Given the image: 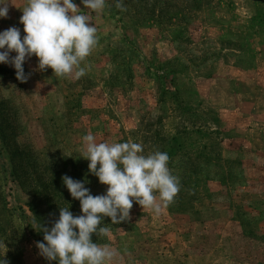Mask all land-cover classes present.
Returning <instances> with one entry per match:
<instances>
[{
	"label": "rangeland",
	"instance_id": "374dc122",
	"mask_svg": "<svg viewBox=\"0 0 264 264\" xmlns=\"http://www.w3.org/2000/svg\"><path fill=\"white\" fill-rule=\"evenodd\" d=\"M73 2L97 29L84 76L40 71L33 56L20 82L0 64V264H55L36 247L42 228L60 208L81 214L62 176L106 192L82 158L87 134L140 143L144 154L175 149L174 200L160 214L133 203L128 221L104 217L108 235L93 234L117 253L110 264H264V156L229 143L226 122L196 95L200 78L253 64L264 0H106L101 12ZM25 6L9 0L0 31L23 37Z\"/></svg>",
	"mask_w": 264,
	"mask_h": 264
},
{
	"label": "clouds",
	"instance_id": "9594fccd",
	"mask_svg": "<svg viewBox=\"0 0 264 264\" xmlns=\"http://www.w3.org/2000/svg\"><path fill=\"white\" fill-rule=\"evenodd\" d=\"M80 3L101 12L106 0ZM8 4L9 0H0V19L7 18ZM116 7L122 8V0H116ZM22 13L23 37L15 26L0 31V64L14 67L20 82L28 79L23 65L33 56L40 71L51 68L57 77L84 76L87 66L81 65L98 45L97 29L89 16L73 0H26ZM13 52L16 55L10 57ZM82 141L88 171L107 186L106 192L93 196L86 180L62 176L71 197L79 201L81 214L74 216L69 208H60L51 228H42L43 242L36 247L55 264H110L117 255L115 250L92 239L93 234L108 235L109 228L100 226L103 218H110L111 224L126 222L133 203L160 214L180 191V182L169 168L167 152L144 154L140 143L97 142L93 134L84 135Z\"/></svg>",
	"mask_w": 264,
	"mask_h": 264
},
{
	"label": "crops",
	"instance_id": "0c3cea01",
	"mask_svg": "<svg viewBox=\"0 0 264 264\" xmlns=\"http://www.w3.org/2000/svg\"><path fill=\"white\" fill-rule=\"evenodd\" d=\"M258 38L250 68L228 66L209 78H200L196 90L217 111L220 124L226 122L229 143L235 147L237 141L243 142L252 155L264 156V35ZM238 126L243 129L241 135L236 134Z\"/></svg>",
	"mask_w": 264,
	"mask_h": 264
},
{
	"label": "trees",
	"instance_id": "16d2710c",
	"mask_svg": "<svg viewBox=\"0 0 264 264\" xmlns=\"http://www.w3.org/2000/svg\"><path fill=\"white\" fill-rule=\"evenodd\" d=\"M252 21H253V23L254 24H256V25H258V28L260 29V33H256V34H254L253 36H252V38L253 37H255L256 35H264V4H262V6H260L259 8H258V13H257V15L252 19ZM251 38V39H252ZM252 65H250V66H247L248 68H250ZM196 95H198V93L196 92ZM182 149V146L180 145V147H179V150H181ZM174 151H175V149H171L170 151H169V155H172L173 153H174Z\"/></svg>",
	"mask_w": 264,
	"mask_h": 264
}]
</instances>
